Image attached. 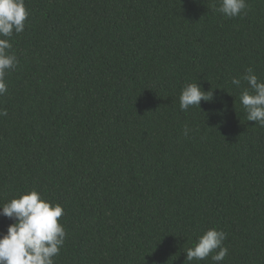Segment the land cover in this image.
Returning <instances> with one entry per match:
<instances>
[{"label":"trees","instance_id":"16d2710c","mask_svg":"<svg viewBox=\"0 0 264 264\" xmlns=\"http://www.w3.org/2000/svg\"><path fill=\"white\" fill-rule=\"evenodd\" d=\"M24 3L0 206L36 190L63 207L54 264H264V127L239 100L246 69L264 82V0L233 18L218 0ZM189 83L213 102L182 111ZM12 222L0 215V234ZM211 228L224 260L187 261Z\"/></svg>","mask_w":264,"mask_h":264},{"label":"clouds","instance_id":"9594fccd","mask_svg":"<svg viewBox=\"0 0 264 264\" xmlns=\"http://www.w3.org/2000/svg\"><path fill=\"white\" fill-rule=\"evenodd\" d=\"M247 8L246 0H218L216 10L222 15L233 18L241 15ZM28 12L24 0H0V96L7 92L5 75L18 64L17 57L10 52V38L13 33H22ZM247 88L240 92L239 100L243 106L247 121L264 127V82L254 74L252 68L246 69L242 77ZM231 84L241 87V79L233 78ZM214 88L202 90L199 83H189L183 87L179 96L182 111L190 106L200 108L201 101L211 103L214 100ZM0 116H7L6 109H0ZM189 129L185 126L184 135ZM0 215L13 222L5 233L0 234V264H54L65 240V231L58 219L63 215L60 204L46 201L36 190L13 198L0 206ZM226 233L214 228L207 229L193 247L185 254L186 260H203L209 257L214 262L223 261L228 248L222 245ZM215 253V254H212Z\"/></svg>","mask_w":264,"mask_h":264}]
</instances>
